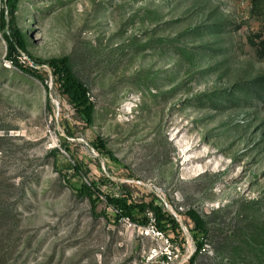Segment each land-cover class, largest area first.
<instances>
[{
  "label": "rangeland",
  "instance_id": "obj_1",
  "mask_svg": "<svg viewBox=\"0 0 264 264\" xmlns=\"http://www.w3.org/2000/svg\"><path fill=\"white\" fill-rule=\"evenodd\" d=\"M3 9L25 50L0 27V264H190L199 241L194 264H264L242 242L264 227V104L238 89L264 75L251 0ZM65 56L91 121L56 79Z\"/></svg>",
  "mask_w": 264,
  "mask_h": 264
},
{
  "label": "trees",
  "instance_id": "obj_2",
  "mask_svg": "<svg viewBox=\"0 0 264 264\" xmlns=\"http://www.w3.org/2000/svg\"><path fill=\"white\" fill-rule=\"evenodd\" d=\"M253 7L255 10L263 14V22H264V0H251ZM19 0H6V9L11 16H14V11L18 7ZM13 19L8 24L7 15L5 13V9L2 10L0 15V27L4 31V35L8 41L9 45V55L11 56L13 52L18 51V46L25 50V40L23 35L14 28ZM8 27L12 30V36L7 34ZM15 39V41H14ZM260 45L262 49H264V39L260 41ZM53 65L56 66V79H60L63 85V94L68 98L70 103H72L75 107L80 108L87 118L88 121H91L93 118V104L89 101L87 96L88 88L85 83L78 78L75 74L72 63L69 57L65 56L61 59L52 60ZM23 68V67H22ZM238 89L248 94L250 98H257L261 100L264 104V75H259L245 83L239 85ZM229 93V92H227ZM119 207V216H125L126 214L132 215V207H136L141 211H145L146 205H130L126 201H118ZM154 214L156 215L158 221V228L161 231L166 230L165 226L161 222L164 218V214L161 209L152 207ZM192 218L196 223L197 229L203 234V236L209 234V228L207 227L206 221L197 215L196 213H192ZM173 221L174 218H173ZM147 223V220H146ZM259 230V231H258ZM257 231L252 232L248 236V241L244 240V246L248 244V249L258 248L264 251V227L259 228ZM204 241H199L197 251L191 256L190 264H194L193 260L199 255V249L201 248V244Z\"/></svg>",
  "mask_w": 264,
  "mask_h": 264
}]
</instances>
